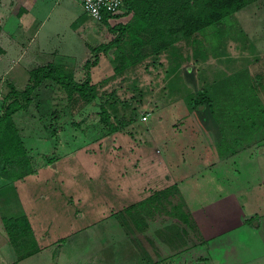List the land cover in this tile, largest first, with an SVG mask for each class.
I'll list each match as a JSON object with an SVG mask.
<instances>
[{"label":"rangeland","instance_id":"rangeland-1","mask_svg":"<svg viewBox=\"0 0 264 264\" xmlns=\"http://www.w3.org/2000/svg\"><path fill=\"white\" fill-rule=\"evenodd\" d=\"M39 8L44 21L13 62L19 75L13 82L21 87L29 68L46 61L41 51L82 79L85 59L94 56L90 46L115 32L83 13L77 0H48ZM239 8L158 51L134 45L130 32H122L89 66L87 96L68 97L51 78L37 84L14 120L32 170L11 178L0 169V237L11 243L19 234L24 250L38 243L34 236L57 245L74 233L84 252L77 264H264L248 259L257 248L250 233L254 228L264 238V224L249 230L236 224L243 209L264 210V153L242 159L246 154L237 149V123L254 118V95L264 91V57L255 56L261 34L253 29L264 25V0ZM3 79L0 105L11 82ZM214 123L229 140L222 151L203 134ZM180 200L200 215L216 203L213 212L227 215L229 230L208 240L191 211L194 224L177 222L172 205ZM23 214L31 230L5 228L6 217Z\"/></svg>","mask_w":264,"mask_h":264},{"label":"trees","instance_id":"trees-1","mask_svg":"<svg viewBox=\"0 0 264 264\" xmlns=\"http://www.w3.org/2000/svg\"><path fill=\"white\" fill-rule=\"evenodd\" d=\"M250 1L252 0H123L122 12L129 13V16L124 21H116L113 24L108 23L106 15L103 17L102 21L115 32V35L90 46L94 56L92 59H85L83 63L85 76L82 79H76L73 71L61 63L48 60L30 67L27 81L21 87L15 86L12 82L8 83V89L3 93L0 105L1 172L10 175L11 178H17L32 170L24 141L12 113L26 108L31 99V91L43 79L51 78L56 81L68 97L74 93L87 96L93 88L89 66L97 61L99 52H105L119 39L122 32H130V39L134 45L146 44L145 48L148 51H158L175 40L220 20ZM172 206H174L172 215L177 222L185 224L184 226L189 222L193 223L190 211L183 201L175 202ZM18 217L21 223H16ZM18 217H6L5 228L9 230L11 226H18L26 232L28 229L31 230L26 216L23 214ZM18 235L9 239L19 250ZM29 239L33 241L32 231Z\"/></svg>","mask_w":264,"mask_h":264},{"label":"crops","instance_id":"crops-1","mask_svg":"<svg viewBox=\"0 0 264 264\" xmlns=\"http://www.w3.org/2000/svg\"><path fill=\"white\" fill-rule=\"evenodd\" d=\"M254 1L256 0H252L242 6L250 4ZM47 2L48 0H0V79L4 78L3 80L6 79L11 81L15 86H19L13 82L16 77H19L16 71H11L12 66L16 64L13 62H17L19 60L27 43L31 39L37 37L39 34L41 25L44 21L43 18H39V10H41L39 7H41L43 3ZM53 2L60 5V0H53ZM47 10H50V4L47 7ZM82 12L85 13L83 9ZM87 25L88 24L82 25V28L84 30L85 28L90 29L91 27L89 28ZM258 27L259 29H255L256 26L253 29L254 31L256 30L259 32V34H261V36L257 37V48L259 49V53L258 55H255L259 60L264 57V25H259ZM95 28L98 31L97 27ZM95 28L92 26L91 29L93 30ZM243 30L248 31V28H243ZM76 32V36L81 37L83 46H86L88 41L80 35V30ZM40 55L41 57L39 59L46 57V61H56V59H52L51 57L53 55L52 52L48 56H45V54H43L41 51ZM42 60H40V63H42ZM28 67L29 66H27L26 69ZM9 71L10 74L8 77H6V74ZM16 112H18V110L12 113L14 120ZM251 112L253 113V119H250L248 116V119H242L243 121L241 120L237 123L238 127L240 126V132H238V138L240 139L237 143L241 144V146H239L237 149L242 150L243 155L246 154L242 157V159L244 157L251 159L253 153L252 151L259 152L256 153V155L258 154L259 156L264 153V91L259 95H254L253 110ZM214 128L218 130L215 131ZM203 134L206 139H209V142H211L210 144L214 146L216 151H219L220 149V151H222L223 144H227L229 142V140L226 139L227 135L221 130V128H218L217 123H214L209 128H204ZM233 135H236V132L233 133ZM246 148L247 150L244 152ZM232 153L235 152L232 151L230 154L228 152H219V154L212 157V160L215 159L223 161L225 156L231 155ZM212 175H214L216 179H219L218 177L221 175V173L214 170ZM221 176L223 178V175ZM261 176L263 177L264 173ZM4 180L5 178L0 173V183H2ZM11 181L7 182L6 184H12ZM211 207H214L213 210H215L217 207H219V205L212 203ZM213 210L208 212L205 208H203L204 215H200V213L197 214V212H195L192 208L190 210L195 217L199 232L206 239L209 237H211V239H219L217 236L220 233H225L228 231L231 226L228 223L229 219L226 220L225 218L227 215L219 216L218 212L214 213ZM239 215L240 219L236 224L242 223V225H247L248 230L250 229L251 225L258 226L260 224H264V210L262 212H257L254 205L247 211L243 209ZM251 216V220H246L245 217L248 218ZM253 231H256V229L253 228ZM253 231L250 233V235H254V242H251V244L257 245L255 252L256 254H254L255 256L249 257L248 259L253 260L258 258V260H260L261 258H264V244L260 242V240L264 238ZM40 235V233L37 234V236ZM34 238L35 241H38V243L35 242L33 246H31L32 248L30 247L24 250H20L19 248L18 250L9 242L7 235L2 234L0 237V264H77L75 262V256L84 254V252L81 251L82 247L76 243V241L79 239V235H75L74 233L64 240H57V242H59L57 245L54 244V241L52 240L39 241L35 236ZM67 239L68 241H66ZM248 245L251 246L250 244ZM13 255L16 256L15 260L10 261L12 260ZM244 260L239 264H242Z\"/></svg>","mask_w":264,"mask_h":264},{"label":"built area","instance_id":"built-area-1","mask_svg":"<svg viewBox=\"0 0 264 264\" xmlns=\"http://www.w3.org/2000/svg\"><path fill=\"white\" fill-rule=\"evenodd\" d=\"M83 10L96 20H102L106 15V20L124 21L129 13L123 11V0H77ZM146 117L145 114L142 115Z\"/></svg>","mask_w":264,"mask_h":264},{"label":"water","instance_id":"water-1","mask_svg":"<svg viewBox=\"0 0 264 264\" xmlns=\"http://www.w3.org/2000/svg\"><path fill=\"white\" fill-rule=\"evenodd\" d=\"M200 105H202V104H199L198 106H200Z\"/></svg>","mask_w":264,"mask_h":264}]
</instances>
